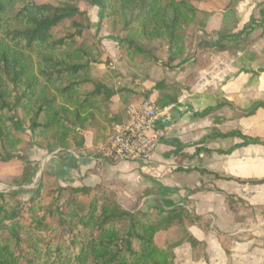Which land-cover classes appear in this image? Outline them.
Masks as SVG:
<instances>
[{
  "label": "trees",
  "instance_id": "1",
  "mask_svg": "<svg viewBox=\"0 0 264 264\" xmlns=\"http://www.w3.org/2000/svg\"><path fill=\"white\" fill-rule=\"evenodd\" d=\"M83 2L98 8L96 27L111 33L120 66L109 67L99 41L88 35ZM208 17L195 0H0V161H22L15 185L35 172L28 147L73 159L72 152L88 154L89 132L93 144L108 133L107 144L120 119L117 106L147 99V81L165 87L164 70L186 62L193 46L209 50L191 32L204 30ZM97 62L105 66L100 73ZM45 178L57 182L58 175L43 173L24 202L17 192H0V264H175V247L199 246L182 206L127 210L105 186L93 191L58 182L46 201ZM177 226L176 239L155 242L158 232Z\"/></svg>",
  "mask_w": 264,
  "mask_h": 264
},
{
  "label": "crops",
  "instance_id": "2",
  "mask_svg": "<svg viewBox=\"0 0 264 264\" xmlns=\"http://www.w3.org/2000/svg\"><path fill=\"white\" fill-rule=\"evenodd\" d=\"M214 6L197 7L211 13L205 29L195 33V42H207L209 50L200 52L193 46L194 54L186 62L164 70L165 87L155 88L150 81L145 85L151 91L148 98L157 105L173 104V115L164 125L165 136L150 165L112 161L104 154L108 143L93 144L89 132L88 154L81 158L70 152L75 165L64 166L57 173L58 181L71 186L109 185L127 206L132 205L131 210L184 207L191 218L187 230L199 246L193 250L187 242L180 244L174 248L175 260L180 252L185 264H264V108L253 105L264 102V46L255 42L242 51L236 72L222 83L195 88L197 75L211 57L232 51L214 47L244 41L246 31L252 30L243 21L242 34L221 42L218 35L232 26L231 14ZM159 54L163 60L167 56L165 49ZM173 87L178 90L171 96ZM125 109H116L121 111L119 122ZM231 131L239 135L220 136ZM243 137L256 142H245ZM170 230L158 232L155 239L159 235L165 239Z\"/></svg>",
  "mask_w": 264,
  "mask_h": 264
},
{
  "label": "rangeland",
  "instance_id": "3",
  "mask_svg": "<svg viewBox=\"0 0 264 264\" xmlns=\"http://www.w3.org/2000/svg\"><path fill=\"white\" fill-rule=\"evenodd\" d=\"M232 2H234L233 3L234 5L232 4ZM210 3L212 4V6L216 5L219 8H221L220 9L221 11H228V12L230 11V14H231L230 21H231L232 26L225 28V29L223 28L222 30H220V33L218 35L221 38L220 40L221 42L224 41V38L228 36H235L237 35V33L242 34L243 32L241 31V27H242L241 25H243L242 24L243 21L245 25H249L250 27H252L251 31H248V30L246 31V33H248L246 40L237 41L234 45L230 46L231 47L230 50H232L230 51L231 54L227 56H221L219 54L220 57L233 58L234 64H236L237 59L242 55V51H247L255 42H258L260 46H264L263 45L264 44V0H195L196 7H198V5L200 4H206V6H208ZM230 3H231V6H229ZM236 7L240 11V16L242 15V17H239L237 10H235ZM81 8L86 11L87 17L89 19V28L87 30L88 35L91 38L99 41L103 54L108 58L109 67L120 66V62L117 60V57H116L117 44H115V41L111 39L112 38L111 33L107 30L105 25L99 27L98 29L96 27V22L98 19L97 18L98 8L96 6L89 5L87 2H83L81 4ZM250 8L252 10H250ZM203 12H206V11H203ZM206 13H208V15L211 14L209 12H206ZM191 32L195 34L198 31H195L192 29ZM221 45H224V44H221ZM215 54L217 53H214L213 55ZM262 55H263L262 58L264 60V50L262 51ZM212 58L213 57H211V59ZM93 67L99 73L102 72L105 68L104 63L102 62H97L93 64ZM147 83L148 82H145V85ZM187 88L185 89L186 90L190 89L189 87ZM177 90L178 89H175V87H173V92H171L170 95L173 96L177 94ZM156 99L160 100V97L156 95ZM118 107L119 106H117L116 109ZM171 115H173V113H171ZM107 134L104 135L105 138L103 137L104 139L102 138L99 141V143L100 142L102 143L105 139H107L106 138ZM105 142H103L102 144H104ZM25 153L28 157V160L33 164L35 168V172L32 176L31 181L23 185H15L13 181V178L19 175L23 169L24 165L22 161H20V159L18 158H13L12 160L8 162L0 161V192H6V193L17 192L18 193L17 199L18 201H21V202L22 201L24 202L29 197L30 191L33 190L35 187H37L38 182L41 181L43 173L45 172L59 173L63 169L64 166H71L74 164V159H71L68 156L64 157V155L58 151L50 152L45 149H39L36 147H28ZM57 182L59 183L58 180ZM57 182L45 178L44 193L47 194V197L45 199L46 201H48L49 199H51V197H53L52 191L54 190ZM101 185L105 186L110 191H112L114 193V198L125 209L131 210V208H133L132 205L130 207L127 206L128 204H125L124 199L122 200L121 199L122 197H120V195L117 194V192H115V190L111 188L109 185H105V184H101ZM101 185H98V186H101ZM98 186H91L89 188L95 191L97 190L96 188ZM145 212H148V211H145ZM154 212L155 210L150 213H154ZM22 213L25 215L24 210H22ZM190 219L191 218H189V220ZM180 231H181L180 227L178 226L174 227L172 230H170L169 234H166L165 239L163 240L166 241V239L167 240L176 239ZM163 240H162V236L159 235L155 239V242L158 245H160L163 243ZM178 256H179L178 259L175 260V264H185L184 262L185 256L181 254L180 252H178Z\"/></svg>",
  "mask_w": 264,
  "mask_h": 264
},
{
  "label": "built area",
  "instance_id": "4",
  "mask_svg": "<svg viewBox=\"0 0 264 264\" xmlns=\"http://www.w3.org/2000/svg\"><path fill=\"white\" fill-rule=\"evenodd\" d=\"M236 72L233 58L214 56L195 79V88L205 90L222 83ZM173 104L159 107L154 101L141 98L125 109V117L114 125V132L105 147V156L112 161H133L148 167L152 153L165 136Z\"/></svg>",
  "mask_w": 264,
  "mask_h": 264
},
{
  "label": "water",
  "instance_id": "5",
  "mask_svg": "<svg viewBox=\"0 0 264 264\" xmlns=\"http://www.w3.org/2000/svg\"><path fill=\"white\" fill-rule=\"evenodd\" d=\"M174 100H176V99H174Z\"/></svg>",
  "mask_w": 264,
  "mask_h": 264
}]
</instances>
